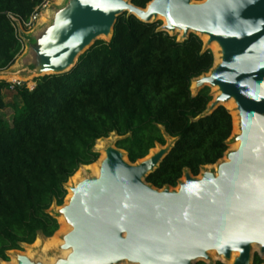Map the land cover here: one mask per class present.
<instances>
[{
	"label": "water",
	"instance_id": "obj_1",
	"mask_svg": "<svg viewBox=\"0 0 264 264\" xmlns=\"http://www.w3.org/2000/svg\"><path fill=\"white\" fill-rule=\"evenodd\" d=\"M123 14L143 22L162 18L159 29L181 32L178 40L193 33L207 36L204 48L218 44L219 62L213 56L211 69L194 78L192 94L217 87L204 114L233 99L238 145L215 170L199 177L185 170L173 189L145 181L172 143L134 163L106 145L98 172L70 186V198L56 210L70 227L59 245L67 254L45 262L14 251L16 263L194 264L212 261L214 251L224 259L216 261L227 264L236 252L231 264H252V245L264 255V0H150L143 8L130 0H65L48 23L22 36L27 72L68 71L95 40L110 39Z\"/></svg>",
	"mask_w": 264,
	"mask_h": 264
},
{
	"label": "trees",
	"instance_id": "obj_2",
	"mask_svg": "<svg viewBox=\"0 0 264 264\" xmlns=\"http://www.w3.org/2000/svg\"><path fill=\"white\" fill-rule=\"evenodd\" d=\"M43 1L0 0V70L22 50L7 13L27 19ZM130 1L143 8L150 0ZM160 25L120 15L110 39L95 40L68 71L35 77L31 88L14 87L21 105L10 121L0 117V260L58 230L48 209L63 204L68 178L98 159L95 142L110 133L131 163L173 138L145 178L158 189L175 187L185 170L195 176L223 157L232 117L224 106L204 114L209 87L194 95L190 89L211 69L213 54L198 35L178 40ZM9 85L0 80V109ZM260 263L255 255L252 264Z\"/></svg>",
	"mask_w": 264,
	"mask_h": 264
},
{
	"label": "rangeland",
	"instance_id": "obj_3",
	"mask_svg": "<svg viewBox=\"0 0 264 264\" xmlns=\"http://www.w3.org/2000/svg\"><path fill=\"white\" fill-rule=\"evenodd\" d=\"M55 2H56V0H50V3L48 5V7H46L45 10H44V12L48 11L46 21L45 22H41V19H40L38 25L36 26V29L42 27L46 22L48 23L50 21L51 17H52V11L54 10V8L62 6L64 4L65 0H62V2L60 4H55ZM158 20L161 22V24L163 23V19L162 18H159ZM22 29H23V31H25L24 28H22ZM27 31L28 30H26V32ZM21 35L23 36L24 34L21 33ZM175 35H176L177 39H179L180 34L177 32ZM199 37L201 38L202 42L204 43L205 39L202 36H199ZM22 44H23V46H22L21 53L15 58L13 64L11 66H9L8 68L4 69V70H0V80H7V81L11 82L14 79H18L22 83L25 82V84H26V86L28 88H31L34 85V81L33 80H34L35 77H33V75H31L30 73L27 72V70L29 68V59H30V57L28 55V51H27L26 45L24 44V42H22ZM209 49L211 50V52H212V54L214 56V50H213L212 46H209ZM192 82H191V85H192ZM191 85H190L191 92L194 93L195 88L193 87L194 89H192ZM209 89H210V94H211L212 99H213V97H214V95L216 93V90H215L214 87H209ZM3 95H4L5 106L0 109V117L4 118L7 121H10L13 112L21 105V100H20L19 96L16 94V92L14 90H9V91L8 90H4ZM232 126H233V119H232ZM237 133L238 132L231 133V136L229 138V142L227 143L228 144V148H227L226 152L235 148V146H234L235 141L233 140V137ZM116 138H117V136L114 133H110L108 137L98 139L102 143V146H101L102 148L101 149H103L108 144L113 145L115 143ZM172 142H173V138H170V137L166 136V143H172ZM96 143H97V140L95 142V145H96ZM95 145H94V149H95ZM159 146H161V145L156 144L153 149H156ZM226 152H225V154L223 155V157L219 161L214 163L215 166H216V164L218 162H220V161L225 159ZM98 157H99V152H98ZM78 169H79V167H78ZM202 170H214V166L211 164V165H206V166L201 167V170L199 171V173L197 175H195V177H199L201 172H202ZM93 173H94V171H93L92 167L91 166H87V167L84 168V170H82V173H81L79 179H81L83 177H86V176H89V175H91ZM69 178H68L67 182L64 185L65 188H66V186H68L70 184ZM182 179H183V176L180 177L179 181L182 180ZM176 187H177V185L175 187H169V188L173 189V188H176ZM67 192H68V189H66V193ZM65 202L66 201H65V197H64L63 204ZM58 207L59 206H57L55 203H53L50 206V208L48 209V212L53 214V215H55L56 214V209ZM56 217H57L56 219L58 221V219L61 216H59L57 214ZM59 229H61V227H59L58 230ZM67 230H69L68 227H66V229L63 231V233H65ZM61 236L62 235H59L60 238H61ZM53 238H54V234L51 237H44L42 235H38L36 237V239H38L39 242H41V243L48 242V241L52 240ZM20 247H21L20 249L10 250L7 253L8 254V260L7 261H3V260H0V261H3L5 263L9 262L11 260V258L14 257V251L18 252L20 254H25V255H27L29 257H32V258H35V259H39V260L45 261V262H51V261H53V259L56 256L64 255L63 251L59 248L58 245L56 247L43 249L42 245L34 246V242H32L31 244L23 243V244L20 245ZM213 254H214V258L212 259V261L198 260L194 264H197V262H200V261L204 262V263H208V264H210L211 262L216 261V260L224 261L223 258H220L219 256H216L215 253H213ZM255 255L260 257V259H261V263L260 264H264V255H260L259 254L258 246L252 245L251 246V258H252L251 262H253V258L255 257Z\"/></svg>",
	"mask_w": 264,
	"mask_h": 264
},
{
	"label": "bare ground",
	"instance_id": "obj_4",
	"mask_svg": "<svg viewBox=\"0 0 264 264\" xmlns=\"http://www.w3.org/2000/svg\"><path fill=\"white\" fill-rule=\"evenodd\" d=\"M61 2H62V0H56L55 4H60ZM47 14H48V11L47 12H44L42 14V16H41V22H45L46 21ZM179 34H181V32H179ZM200 36H202L205 40L207 38L206 35H200ZM210 46H212V48L214 50V57H215L214 63L217 64L219 62V60H220V52H219L218 44L216 42H212ZM192 81L193 82H192L191 87H192V89H194L193 88L194 87V79ZM211 87H214L215 90H216V93H215L214 96L218 95L219 92L217 91V87L216 86H211ZM223 105L229 111V113H230V115L232 116V119H233L232 133L233 132H239V118H238V114H237V110H236V105H235L233 99H229L226 102H223ZM227 142H229V139L227 140ZM237 145H238V141H235V143H234L235 148L237 147ZM101 146H102V143L100 142V140H97V143L95 145V150L99 152V157H98V159L94 163H91L89 165H80L79 166V169H77L75 171V173L72 176H70V178H69L70 184L68 186H66L67 189H68V192L65 195V201H66L65 203H67L68 199L70 198V196L72 194V192H71V190H70L69 187L72 186V185H74L78 181V179H79V177H80V175L82 173V170H84L85 167L91 166L92 169H93V171H94V173H97L98 172L99 164H100L101 160L105 156V152L103 150L104 148L101 149L102 148ZM153 150H155V149L152 148V149H150L149 152H152ZM224 160H226V157H225ZM212 165L214 166V170H215L216 169V166L214 164H212ZM182 181H183V179H182ZM58 208H60V206ZM58 223H59V227H61V229L57 230L54 233V238L52 240H50L48 242L41 243V242H39L38 239H35L34 240V246H36V245H42L43 249H45V248L48 249V248L56 247L57 245L59 246L62 243V238H60L59 235H62L63 236V234H65L68 231L67 230L65 233H63V231L66 229V227H68L69 229H70V227L65 222V220H64V218L62 216L58 219ZM62 251H63L64 254H67V252H68V250H62ZM213 253H215V252L214 251H210L209 252V256L211 257V259L214 258V254ZM236 256H237V253L236 252H232L230 258L228 260H225V262L227 264H231L232 261L234 260V258ZM219 257L222 258L221 256H219ZM0 264H17L16 263V258L15 257H12L11 260L9 262H7V263H5L3 261H0Z\"/></svg>",
	"mask_w": 264,
	"mask_h": 264
},
{
	"label": "built area",
	"instance_id": "obj_5",
	"mask_svg": "<svg viewBox=\"0 0 264 264\" xmlns=\"http://www.w3.org/2000/svg\"><path fill=\"white\" fill-rule=\"evenodd\" d=\"M49 3H50V0H44L41 5L33 9L32 13L27 19H22L14 14L7 13V17L10 20V23L14 28V32L17 38L19 39V41L21 42V44L22 42H24V39L21 33H23L24 35H27L36 29V26L38 25L41 19V16L44 13L45 8L48 7ZM22 28H24L25 31H23ZM26 30L28 31L26 32ZM20 84H22L20 80L14 79L10 82L8 90H13L15 86L20 85Z\"/></svg>",
	"mask_w": 264,
	"mask_h": 264
}]
</instances>
